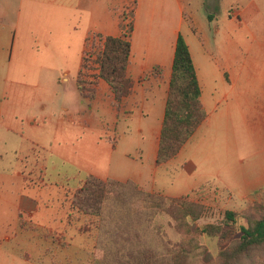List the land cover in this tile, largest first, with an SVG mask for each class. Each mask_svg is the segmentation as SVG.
<instances>
[{
  "label": "crops",
  "instance_id": "0c3cea01",
  "mask_svg": "<svg viewBox=\"0 0 264 264\" xmlns=\"http://www.w3.org/2000/svg\"><path fill=\"white\" fill-rule=\"evenodd\" d=\"M69 1V3H63V0L60 2L49 0L52 5L59 7V10L68 8L72 11L75 22L71 25L72 32L69 38L61 40L58 34H55L57 38L47 40L45 37L41 39L40 45L49 46L56 51L58 60L62 63L67 64L77 60L79 64L75 73L76 80L73 81L69 77L71 70L66 67L63 72L66 78L63 80L66 81L64 89L69 91V94L59 95L56 92L54 96L59 97L60 104L55 106L51 101L52 97L43 96L42 91L39 92L37 83L33 86L19 87L9 79L8 72L4 78L0 100V126L3 125V130L5 129L0 139L3 138L4 142L12 141V136L18 133L29 148L42 146L44 140H48L49 137L54 139L61 136L70 140L74 139L75 146L78 145L74 148L71 158L76 163L74 167L79 172H83L78 179L79 186L88 175H94L103 180L108 178L119 181L132 180L146 191H156L171 197L189 195L199 187L206 186L207 189H215L227 196L231 202L241 203H249L255 199V195L264 191V7L244 8L242 11L247 16L246 19H242L248 22L246 32L249 34V39L244 43L246 54L235 57L224 49L220 56L212 58L204 56L205 50L202 49L200 33L196 31L191 21L192 16L186 11L184 0H161V6L156 12L153 6H150V10L145 8L144 12L149 14V29L153 32L149 38L140 37V34L135 33L142 27L138 22L142 8L141 5L136 4L132 13L131 52L126 68L132 85L128 94L116 104L113 93L104 80L94 79L92 91L84 90V94H81L77 76L83 61L85 39L89 36H119L121 31L117 26L118 23L113 25L112 22H109V25L106 23L105 0ZM119 2L121 0H112L111 5ZM201 2L205 3L204 0ZM208 15L211 13L206 15L207 19H209ZM15 31L11 36L10 44L4 41L5 44H9V61L13 56L14 61L20 62L24 58L22 53L30 55L26 58L30 60L33 57L34 47H38L37 44L28 46V49L18 41ZM213 31L220 32L219 28H214ZM178 34L183 36L189 47L201 88L200 101L206 116L173 158L157 164L155 160ZM198 40L200 42L196 46ZM7 47L4 46L6 49ZM206 64L214 69L213 76L221 82L229 83L232 87L238 80L246 83L247 89H244L246 92L235 96V100L239 102L241 100L242 104L246 102L251 109L249 113L254 118V123L250 122L248 125L257 143V149L248 159L253 163L251 168H244V158H238L237 154L232 152L226 156L236 157L232 158L226 170L212 169L210 171L198 165L197 139L200 134L207 131V125H211L212 114L218 106V103L210 104L209 96L213 94L209 91L205 92L203 87V83L207 84L209 79L203 68ZM155 67H158L157 70ZM96 73V68L88 69L87 76L84 78L90 81L91 76ZM255 82L257 88L251 89L250 85ZM103 94L108 98L110 105H113L117 124L119 123L117 113L124 112V127L121 133L125 134L129 128L139 136L133 139L134 144L131 150L121 151L114 141L111 142L108 137L99 133L91 136L88 118L82 119L79 117V112L72 110V101L79 100L81 96L95 99ZM229 95L230 92H224L218 102L226 101ZM229 109L230 106L226 107L225 116L229 115ZM204 126L207 127L203 128ZM192 139H195L193 152L190 144ZM90 140H93L91 145L96 149L94 155L89 153ZM62 158L68 159L70 156L66 154ZM172 164L176 169L173 178L177 177L178 181L183 179L184 183L183 186L176 184L180 187L178 189H174V184H171L168 179V168ZM185 170L188 172L187 176ZM208 180L212 182H207ZM25 183L26 177L22 168L16 167L15 170H10L8 167H0V242L11 247H20L23 241L30 242L33 239L28 247L36 248L35 237L41 236V232L37 231L36 227H42L36 214L38 201L36 197L25 194ZM177 190L179 192H173ZM3 207H5L4 211ZM48 232L52 233L50 229ZM47 248H49L48 245L45 249ZM19 249L20 251L16 249L15 252L22 254L23 251Z\"/></svg>",
  "mask_w": 264,
  "mask_h": 264
},
{
  "label": "rangeland",
  "instance_id": "374dc122",
  "mask_svg": "<svg viewBox=\"0 0 264 264\" xmlns=\"http://www.w3.org/2000/svg\"><path fill=\"white\" fill-rule=\"evenodd\" d=\"M105 1L106 23L108 25L109 22H112V25L118 23L121 34L124 31L128 32V25L132 24V13L136 4L141 5L142 12H140L138 22L142 27L135 33L145 38L152 36L153 32L149 29V14L144 10L145 8L150 10V6H153L156 12L161 6V0H121L113 6L111 5L112 0ZM184 1L186 11L192 16L191 21L196 31L200 33L202 49L205 50L204 56L217 58L224 49L235 57L246 54L244 43L249 39V34L246 32L248 22L242 19L247 17L242 11L244 8L264 7V0H204L205 3L201 0ZM69 2V0H63V3ZM209 13L211 17L207 19L206 15ZM74 22L75 17L71 10L68 8H63V11L59 10V7L52 5L49 0H0V100L4 78L9 72V79L14 81L13 84L24 87L37 83L39 92L42 91L43 96L52 97V103L59 106L60 99L54 94L56 92L59 95L69 94V91L64 89L66 86V81L63 80L66 78L63 73L64 69L67 67L71 70L69 77L75 81L79 62L77 60L67 64L60 62L56 51L49 46H41L40 41L45 37L47 40L55 39L57 38L55 34H58L61 40L68 39L72 32L71 25ZM120 23L124 24V30ZM214 28H219L220 32L215 33ZM14 30L17 33L16 38L23 46L29 49L28 46L37 44L38 47H34L33 57L30 60H26L30 55L22 53L24 58L20 62L14 61L13 56L9 61L8 49ZM94 40L97 43H103V39L99 36ZM4 41L9 44H5ZM199 42L200 40L196 41V46ZM5 45L8 46L7 49L4 48ZM85 48H87L86 45ZM14 52L16 53V49ZM203 68L209 78L207 84L203 83V87L205 92L209 91L213 94L209 96L210 104L218 103V106L212 114L211 125L204 126L203 128L207 127V131L200 134L197 139L198 165L210 171L212 169L226 170L232 158L237 156L244 158V168H251L253 163L248 159L257 149V143L248 125L250 122L254 123V118L250 115L251 109L248 108L246 102L242 104L241 100L240 102L235 100V96L246 92L244 91L247 89L246 83L238 80L232 87L229 83L221 82L213 76L215 72L209 64ZM256 84V82L251 84L250 88L256 89ZM224 92H230V95L226 101L218 102ZM81 100L83 102H80ZM228 106H230L229 115L225 116L224 111ZM72 110L79 112L80 118H88L91 136L99 133L108 137L121 151L131 150L134 144L133 139L139 137L133 129L130 131L129 128L125 134L121 133L124 127V112L117 113L119 120L117 124L113 105H110L104 94L95 99L81 96L79 100L72 101ZM4 131L1 125L0 136ZM12 137V141L4 142L3 138L0 139V153L2 152L0 167H8L10 170H15L16 167L22 168L24 177H26L25 194L37 198V220L42 227H36L37 231L41 232L40 237H35L36 248L28 247L33 239L30 242L23 241L20 247H11V245L0 242V264H91L92 250L95 245L94 230L88 228L87 221L81 215L66 218V211L69 207L66 194L79 186L78 179L81 178V174L83 175V172H79L74 167L76 163L71 158L78 144L75 146L74 139L58 136L44 140L42 146L29 148L18 133ZM92 141L90 140L88 148L90 147L89 153L94 155L96 149L91 145ZM194 141L195 139H192L190 142L192 152L195 151ZM229 152L237 155L226 156ZM66 154L70 158H62ZM211 160L213 161L212 167ZM168 170V179L171 184H174V189L180 188L176 184L183 186V179L178 181L177 177L173 178L176 171L175 166L170 165ZM199 171L203 172L200 169ZM185 172L187 176L188 172L186 170ZM189 197L205 206L204 214L195 223L198 226L220 222L225 210L250 213L254 212L251 208L255 202L264 203V191L255 195V199L249 203H241L231 202L227 196L215 189H207L206 186L199 187L189 194ZM4 210L5 207H3ZM167 220V217L159 218L168 233L172 237H177L175 231L167 226ZM49 229L52 233L48 232ZM201 242L207 246L203 264H212L216 257L215 239L204 235L201 237ZM46 245L49 248L45 249ZM19 248L23 251L22 254L15 252L16 249L20 251ZM261 264H264V261Z\"/></svg>",
  "mask_w": 264,
  "mask_h": 264
},
{
  "label": "trees",
  "instance_id": "16d2710c",
  "mask_svg": "<svg viewBox=\"0 0 264 264\" xmlns=\"http://www.w3.org/2000/svg\"><path fill=\"white\" fill-rule=\"evenodd\" d=\"M210 18V15H208ZM124 30L125 26L120 23ZM128 32L119 36H94L85 45L95 48L94 64L83 56L77 83L81 94L92 91L97 78L110 87L118 104L130 91L132 82L126 68L131 52ZM97 73L86 80L87 70ZM158 67H155L157 70ZM92 96V93H90ZM201 88L189 47L178 34L166 97L155 162L173 158L205 119L200 101ZM66 218L81 215L94 230L91 264H203L207 246L201 237L214 238L216 257L212 264H261L264 261V203L255 202L254 212L225 210L218 223L195 225L205 206L189 195L171 197L146 191L132 180L100 179L88 175L75 190L67 192ZM167 217L172 237L159 221ZM245 219V220H244ZM244 220V222H242Z\"/></svg>",
  "mask_w": 264,
  "mask_h": 264
},
{
  "label": "built area",
  "instance_id": "2783aa9c",
  "mask_svg": "<svg viewBox=\"0 0 264 264\" xmlns=\"http://www.w3.org/2000/svg\"><path fill=\"white\" fill-rule=\"evenodd\" d=\"M95 52H96L95 48L92 47V46H90V45H88L87 48L84 49L83 56L85 58H87V62L89 64H94V61L93 60L95 59Z\"/></svg>",
  "mask_w": 264,
  "mask_h": 264
}]
</instances>
